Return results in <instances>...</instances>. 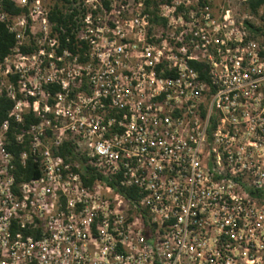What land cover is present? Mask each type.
I'll return each instance as SVG.
<instances>
[{
    "label": "built area",
    "instance_id": "built-area-1",
    "mask_svg": "<svg viewBox=\"0 0 264 264\" xmlns=\"http://www.w3.org/2000/svg\"><path fill=\"white\" fill-rule=\"evenodd\" d=\"M9 1L26 13L0 7L14 36L0 264H264V199L247 192H264L250 17L210 0H81L55 29L40 0ZM10 121L36 178L15 182Z\"/></svg>",
    "mask_w": 264,
    "mask_h": 264
},
{
    "label": "trees",
    "instance_id": "trees-1",
    "mask_svg": "<svg viewBox=\"0 0 264 264\" xmlns=\"http://www.w3.org/2000/svg\"><path fill=\"white\" fill-rule=\"evenodd\" d=\"M75 0H55L52 6L49 8L48 11V21L52 24L56 25V28L60 26L68 25L71 23V18L75 14V12L71 13H63V9L70 8V3H74ZM0 7L1 10L7 14L8 16H18L20 14H25L24 8H17L15 7L9 0H0ZM244 10L246 13L254 19H256V24H253L249 21H244V24L249 31L251 38H260L262 43L264 44V0H246L244 4ZM65 34L67 35L69 30L65 29ZM64 35L60 36V39ZM14 45V36L13 34L9 33L5 24L0 23V61L7 55L10 48ZM23 53L26 52L25 48H21ZM11 107V103L3 97H0V123L6 119L7 113ZM25 125L34 122L31 117H25ZM24 126V125H23ZM18 127V126H17ZM16 125L10 121L8 130L6 133V150L11 153L12 155V163L14 166V179L15 182H22L27 181L30 178H36L38 176V170L36 166L31 162L29 158L24 160V163L21 164L19 160V153L25 149V144L23 145H16L13 142V133ZM22 128V127H20ZM65 152L68 153V149H63ZM247 192L251 196H257L259 198L264 199V192L257 191L256 193L247 190Z\"/></svg>",
    "mask_w": 264,
    "mask_h": 264
},
{
    "label": "rangeland",
    "instance_id": "rangeland-1",
    "mask_svg": "<svg viewBox=\"0 0 264 264\" xmlns=\"http://www.w3.org/2000/svg\"><path fill=\"white\" fill-rule=\"evenodd\" d=\"M42 3V6H44L46 9L50 8L52 6V4L54 3L55 0H40ZM76 2H81V0H75ZM211 1V9L212 11L216 14L219 10V8L223 5V4H230V6H232L234 12L236 14H238L239 17L242 16H249L246 11L244 10V6L239 5L237 3V1L235 0H210ZM250 17V16H249ZM249 22L256 24V19H254L252 16L249 19ZM261 46L264 47V44L262 43L260 38H255Z\"/></svg>",
    "mask_w": 264,
    "mask_h": 264
}]
</instances>
